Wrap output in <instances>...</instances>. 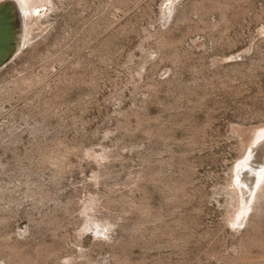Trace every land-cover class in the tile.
<instances>
[{
    "label": "rangeland",
    "instance_id": "rangeland-1",
    "mask_svg": "<svg viewBox=\"0 0 264 264\" xmlns=\"http://www.w3.org/2000/svg\"><path fill=\"white\" fill-rule=\"evenodd\" d=\"M16 1L0 264H264V194L230 223L264 130V0Z\"/></svg>",
    "mask_w": 264,
    "mask_h": 264
},
{
    "label": "bare ground",
    "instance_id": "bare-ground-1",
    "mask_svg": "<svg viewBox=\"0 0 264 264\" xmlns=\"http://www.w3.org/2000/svg\"><path fill=\"white\" fill-rule=\"evenodd\" d=\"M31 11L32 9L22 10L25 23L28 13ZM21 23L23 24V19ZM40 25L41 23H37L36 28L39 29ZM232 182L236 186L238 195L233 194L230 196V205L232 209L237 210V214L235 219L233 218L231 222L229 219V222L231 225L240 227L247 212L252 208L251 204H254L257 198L260 200L259 198L264 194V130L256 132L252 137L247 155H244V160L234 168ZM257 191H260L259 196L256 195Z\"/></svg>",
    "mask_w": 264,
    "mask_h": 264
},
{
    "label": "water",
    "instance_id": "water-1",
    "mask_svg": "<svg viewBox=\"0 0 264 264\" xmlns=\"http://www.w3.org/2000/svg\"><path fill=\"white\" fill-rule=\"evenodd\" d=\"M22 13L16 0L0 1V65L7 63L19 46Z\"/></svg>",
    "mask_w": 264,
    "mask_h": 264
}]
</instances>
